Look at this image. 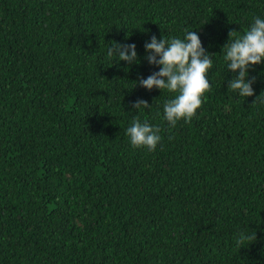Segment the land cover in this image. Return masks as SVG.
Instances as JSON below:
<instances>
[{"label": "trees", "instance_id": "trees-1", "mask_svg": "<svg viewBox=\"0 0 264 264\" xmlns=\"http://www.w3.org/2000/svg\"><path fill=\"white\" fill-rule=\"evenodd\" d=\"M254 17L264 0H0V264H264V62L245 98L221 52ZM186 30L211 89L173 127L176 93L136 82L159 71L145 42ZM136 119L155 151L131 145Z\"/></svg>", "mask_w": 264, "mask_h": 264}, {"label": "clouds", "instance_id": "clouds-1", "mask_svg": "<svg viewBox=\"0 0 264 264\" xmlns=\"http://www.w3.org/2000/svg\"><path fill=\"white\" fill-rule=\"evenodd\" d=\"M144 47L147 53L145 59L149 64L158 66L159 71L153 72L147 79L140 78L136 84L148 90L157 88L176 93L174 98L164 103V119L173 127L181 119L190 122L202 104L204 93L211 89L207 73L213 64V54L206 52L197 31L188 30L183 39L166 40L162 37L158 40L153 35ZM221 52L227 69L238 73L229 81L228 90L245 98L253 96L254 78L248 79L249 68L264 62V19L254 17L243 35L235 30L229 31L228 41ZM107 55L115 56L118 61H125L129 65L139 62L135 44L113 42ZM141 106L145 109L149 107L144 100H138L133 105L135 109ZM159 132L158 127L139 119L134 120L126 130L134 148L146 147L150 151H155L161 141ZM253 240H256V233L247 235L241 232L236 239L237 247H246Z\"/></svg>", "mask_w": 264, "mask_h": 264}]
</instances>
